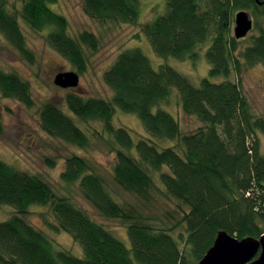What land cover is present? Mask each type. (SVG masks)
I'll return each instance as SVG.
<instances>
[{
    "label": "trees",
    "instance_id": "obj_1",
    "mask_svg": "<svg viewBox=\"0 0 264 264\" xmlns=\"http://www.w3.org/2000/svg\"><path fill=\"white\" fill-rule=\"evenodd\" d=\"M58 0H0V33L29 62L23 23L34 31H47L48 43L81 73L86 56L83 45L96 50L95 34L84 31L78 39L69 33L67 18L54 11ZM143 0H84L86 13L100 23L135 24L142 16ZM146 1V0H144ZM143 1V2H144ZM250 11L255 18L250 44L233 35L235 14ZM264 5L255 0H166L164 14L144 26L156 54L180 60L198 57L207 48L209 77L196 85L168 64L155 69L138 47L122 51L104 73L112 89L110 101L87 98L69 91L67 108L83 122L100 121L108 143L116 152L114 179L124 190L150 199L159 190L157 181L182 205L186 231L177 237V226H155L134 207L121 206L93 171L90 162L73 154L61 173L64 182H79L84 198L101 215L119 219L127 228L131 247L95 221L68 196L55 193L39 175L0 159V207L16 214L0 223V264H198L226 231L242 240L264 234V117L252 112L242 89L243 67L264 65ZM221 78L215 82L214 79ZM176 89L183 112L201 126L183 134L176 117L166 111ZM0 93L27 107L34 105L30 84L16 72L0 69ZM136 114L155 141L134 140L124 127H115L117 109ZM41 127L49 135L87 149L90 139L56 101L40 110ZM0 111V137L3 134ZM54 163V160H49ZM33 206H47L58 224L78 242L83 256L58 249L42 230L25 219ZM184 207V208H183Z\"/></svg>",
    "mask_w": 264,
    "mask_h": 264
},
{
    "label": "rangeland",
    "instance_id": "obj_2",
    "mask_svg": "<svg viewBox=\"0 0 264 264\" xmlns=\"http://www.w3.org/2000/svg\"><path fill=\"white\" fill-rule=\"evenodd\" d=\"M144 1V0H143ZM142 4V16L135 24L127 23H100L89 16L84 9V0H58L52 9L64 15L69 22V33L75 39L84 31H89L97 37V49H90L83 45L86 56V68L79 73L78 69L66 58L60 55L47 41V31H34L23 23L27 46L35 56L34 62L24 59L17 50L0 33V69L5 72H16L31 87L34 100L32 107H27L17 99L5 98L0 93V111L3 116L4 131L0 137V159L39 175L49 183L56 194L68 196L78 207L86 211L95 221L103 224L114 232L128 247L131 242L128 231L119 219L107 218L89 202L81 193L79 182L67 183L61 178L65 169L66 159L73 154L87 159L94 172L103 177L107 189L121 206L134 207L142 214L148 216L150 223L155 226H176L173 234L177 237L185 232V224L181 222L182 205L178 201H170L165 193L164 186L157 181L160 191L155 190L150 199L124 190L114 179V165L116 152L108 143L109 137L103 130L100 121L83 122L75 116L66 106V96L69 91L81 93L85 97H98L110 101L113 97L112 89L105 83L104 73L114 63L117 56L125 49L140 48L150 59L153 67L159 69L162 64H168L177 69L191 81L198 85L203 78L209 77L210 64L206 57L207 48L198 51L195 60L169 56L161 57L155 53L150 40L144 33V26L164 14L166 0H146ZM249 14L251 12L249 11ZM254 22L255 18L251 14ZM264 27V17L261 19ZM235 25V24H234ZM234 35V26H233ZM259 35L253 29L243 41V45L250 44L251 37ZM77 72L79 83L73 88H61L55 84L58 74ZM242 89L247 97L252 112L264 117V65L243 67L241 76ZM215 82L221 78L214 79ZM167 103L162 107L176 117L181 125L182 133H190L201 126L195 116L186 115L181 107L176 89ZM49 100L56 101L58 105L90 139L87 149L69 144L59 138L49 135L41 127L40 110ZM114 116L116 127L127 128L135 141L145 138L155 141L160 147L172 146L173 141H161L150 135L142 121L136 114L125 113L119 108ZM261 149L264 152V135L259 134ZM49 160H54V163ZM184 208V207H183ZM16 214L11 206L0 207V223ZM25 219L32 226L44 231L55 243L58 249L65 250L77 257L83 256L81 245L65 231H56L51 226H57L55 215L47 206H33ZM167 226V227H168Z\"/></svg>",
    "mask_w": 264,
    "mask_h": 264
},
{
    "label": "water",
    "instance_id": "obj_3",
    "mask_svg": "<svg viewBox=\"0 0 264 264\" xmlns=\"http://www.w3.org/2000/svg\"><path fill=\"white\" fill-rule=\"evenodd\" d=\"M264 5V0H255ZM234 37L244 39L254 28V20L246 10L235 14ZM79 83L75 72L60 73L55 84L61 88H73ZM199 264H264V234L260 238L247 237L242 240L226 231L217 234L213 246Z\"/></svg>",
    "mask_w": 264,
    "mask_h": 264
},
{
    "label": "bare ground",
    "instance_id": "obj_4",
    "mask_svg": "<svg viewBox=\"0 0 264 264\" xmlns=\"http://www.w3.org/2000/svg\"><path fill=\"white\" fill-rule=\"evenodd\" d=\"M247 12L249 13V11H247ZM251 17H252V16H251ZM254 25H255V24H254ZM253 29H254V28H253ZM239 40H241V39H239ZM75 73L78 74L77 72H75ZM78 75H79V74H78ZM79 77H80V76H79ZM113 120H114V117H113V119H112V124L114 125ZM114 126H115V125H114ZM115 127H116V126H115ZM104 131H105V130H104ZM105 133H106V132H105ZM86 160H87V159H86ZM87 161H88V160H87ZM165 193H166V189H165ZM166 195H167V193H166ZM167 196H168V195H167ZM168 198H169L170 201H172V200H173V201H176V200H175L172 196H170V195L168 196ZM201 260H202V259H201ZM201 260H200V261H201ZM200 261H199V262H200ZM199 262H198V264H199Z\"/></svg>",
    "mask_w": 264,
    "mask_h": 264
}]
</instances>
